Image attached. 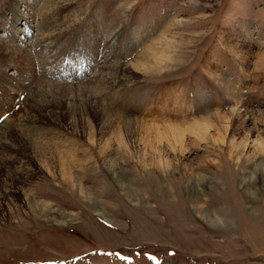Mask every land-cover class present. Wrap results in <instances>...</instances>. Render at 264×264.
Instances as JSON below:
<instances>
[{
    "label": "rangeland",
    "instance_id": "obj_1",
    "mask_svg": "<svg viewBox=\"0 0 264 264\" xmlns=\"http://www.w3.org/2000/svg\"><path fill=\"white\" fill-rule=\"evenodd\" d=\"M6 1L0 21L10 16ZM36 17L30 33L13 39L30 53L26 69L0 64V116L9 115L0 140V264H113L131 252L156 258L141 264H264V192L253 202L241 189L253 160L264 161V0H80L56 19L73 21L58 38L45 37ZM170 22L176 47L163 68L150 78L135 74L129 87L108 83L89 99L94 105L81 96L87 86L95 89L101 66L129 64ZM84 65L80 77L69 74ZM35 79L81 87L44 86L43 98L22 106L24 95L15 93ZM233 107L238 116L229 114ZM215 110L224 115L210 119L200 141L184 132L179 143L166 128L132 119L180 121ZM182 144L189 152L179 151ZM55 152L73 156L75 166L64 167ZM159 153L167 168L156 164ZM12 156L23 158L16 175ZM28 194L31 204L46 206L42 213L28 209ZM205 214L222 222L213 226Z\"/></svg>",
    "mask_w": 264,
    "mask_h": 264
},
{
    "label": "bare ground",
    "instance_id": "obj_2",
    "mask_svg": "<svg viewBox=\"0 0 264 264\" xmlns=\"http://www.w3.org/2000/svg\"><path fill=\"white\" fill-rule=\"evenodd\" d=\"M28 1L27 0H7L6 1L7 4H5L6 6H5L4 11H6L10 16L6 17L5 20L0 21V28L1 29H5V32H6V30L9 29V33L7 32L8 34H6L4 32L6 36H4V38H3V36L0 38V64L2 67H5L4 65L7 63H8V65L12 64L15 66V70H19L20 72H23L22 69L23 68L26 69V67L30 63V60H29L30 59V53L29 52L24 53V51H26V50H24L25 48L21 49L19 47H15V45L13 44L14 43L13 39H15V37L17 36V34H18L17 32L21 33L23 31L24 33H28V32L30 33L31 28L33 27V25L30 24L31 23L30 21H32L31 17L34 18L35 16H37L39 18L38 24L40 25V28L43 30H48L45 37L52 35L51 37L58 38V36L62 32V29H65L66 27L72 26L73 21L62 19L60 22H58V21H56V19L59 17H63V13H65L71 7L75 8L77 6V3L80 0H41V3H39L38 0H32L31 1L32 3L31 2L28 3ZM123 3L120 5H123ZM21 7H22V9H21ZM28 7H29V9H28ZM34 9L37 11L34 12L33 11ZM2 16H4V15H2ZM29 19H31V20L29 21ZM22 21H23V23H22ZM20 23H22L21 26L24 28V30H23V28H20V29L18 28L17 25H19ZM54 25H58V26L55 27L53 30L52 28L54 27ZM170 25H172V27H173V23L170 22L168 27L162 33H160L158 36L154 37L150 43H148L142 47V49L140 50V52L136 56V58L131 60V62L129 64L121 63V61H120L118 63L116 62L114 64L101 66L100 70L98 71L99 75H98V78H96L97 80L94 79L95 81H97L95 89H92V87L88 88V86H87L86 89L83 88L85 91H81V94H82L81 96L86 97L88 99L89 104L94 105V103L96 101L95 102H94V100L89 101V99H95L96 98L95 96H99V93H101V92L105 93L106 92L105 88L107 87V85L109 86L108 83L113 82L114 87L117 85H120V84H128V85L123 87V88H125V87H129L130 85H133L137 82L138 78H136L135 74H138L143 78H150V76H153L155 74V72H154L155 68H158V66H160V68H161L162 67L161 65L164 66L165 62H167L169 60V58L172 57L170 55H169L170 57H168L167 55L169 53H171V50L174 47H176V43L174 42V36H170L167 33L168 29L171 27ZM170 29H169V31H170ZM24 35H26V34H24ZM29 35H31V34H29ZM174 35H175V33H174ZM44 39L45 38H43V40ZM69 39H70V37L68 36L64 41L68 44V42H70ZM43 40H41V41L39 40L40 42H37V44L42 45ZM21 42H27V40L22 39ZM137 62H139V64H136ZM1 71H2V69H0V72ZM133 73H134V75H133ZM117 79H121V83H118ZM22 80L26 82V77L22 78ZM67 85H69V86H67ZM70 85L71 84H56L52 81L49 82V81H42V80L35 79L32 81V83H30V85L28 87H26L25 89L19 90L18 94H17V92L15 94L17 95V97H20L19 99H21V95H24L23 99H22V102H24L22 104V106H24V105H26L28 100H32L35 102V101L39 100L40 98H43V96H44L43 92L46 90L44 88V86L48 87L50 90L65 89L67 87L76 86V85H73V86H70ZM77 87H81V84H79V86H76V88ZM11 88L13 90L12 86H11ZM70 89H72V88H70ZM102 101H103V99H102ZM103 103H104V101H103ZM103 103H102V105L110 111V109H111L110 105L106 104V102H105V105ZM175 104H171V105H173V107H171V109L173 111H175L174 110V108L176 106ZM0 105H2V102H0ZM164 109H166L165 106H164ZM171 109L168 111H171ZM175 109L177 111V108H175ZM111 110H112V112L114 111L113 109H111ZM122 111H125V110H123V106H122ZM125 112H133V111L128 110ZM135 112H138V109ZM236 113H237V116L240 114L239 111L237 110V108H235V107L231 108V113H229V114L232 115V114H236ZM118 114H120L119 117H123L122 119H124V120H129L126 117L132 116L131 114H130V116L126 115L125 113H118ZM223 115H224V113H220L218 110H215L212 113L206 112V114L204 116L198 115L197 117H194L192 119H189L187 117L189 120L184 119V117H181L180 121H174L170 118H164V119L162 118L163 121L158 120V122H156L157 120L147 121L146 119L142 120V118L141 119L134 118L135 116L134 117L132 116L133 118L132 117L131 118L135 122H137L141 125L144 122L146 125H152L154 127L166 128L167 130L171 131L173 137L179 143H181L183 140L184 132L194 134L197 138H199V141L203 140L204 135H198V133H200V134L204 133L205 134L206 129H207V125H208L210 119L219 118ZM163 116H165V115H163ZM25 118H26L25 116H20L18 118V122L19 123L24 122ZM1 121H0V132L2 130L1 127L9 128L7 126L9 124V123L7 124V122H9V115L5 118V120H3L2 122ZM25 125H27L26 122L20 124V126H21L20 129L22 131H23V128L25 127ZM3 131L0 133V140L3 137H5ZM23 132H25V130ZM40 137H42V136L40 135ZM261 145H262V143H261ZM29 148H30L29 150L34 151L36 153H38V152L42 153V154L46 153L45 152L46 150L43 149L44 147L43 148L41 147L42 150H39L38 146H29ZM179 151L183 152V153H187V152H189V148L187 145L186 146L183 145V146H180ZM49 153H50V151H49ZM55 153H57V152H55ZM164 156H163V154L159 153L157 159H155L156 164L158 166H162L161 167L162 169L167 168V164H169V161ZM12 157L15 158V156H12ZM59 157L64 161V164H63L64 167L69 165V164H71V167L75 166L73 163H71L74 160V158H72L73 156L68 157L69 160L66 158H63L61 155H59ZM10 158H11V156H10ZM13 158H12V160H13ZM252 158L253 157L251 155H249L247 157V160L249 161ZM236 159H239V157L237 156ZM8 162H9V160H8ZM14 162L16 163V165L12 166V171L16 175L20 170L19 164L21 162H23V158L21 156L16 157L14 159ZM253 162H256V163L253 164L254 165L253 167H251L252 170H251V172H249V175L242 179L241 189L243 191L242 194L245 195L247 198L251 199L253 202L254 201L260 202V199L263 196V192H264V161L253 160ZM41 167L44 168L46 171L48 170L47 167L43 164V162L41 163ZM108 168H109L108 170L112 176V179L114 180V182L117 183L116 185L122 186L121 185L122 181L120 180L119 174L116 171V167L110 164L108 166ZM248 171H250V170H248ZM62 176H65V175H62ZM67 176H69L70 178H72V177L76 178L75 175L73 176L71 172H69ZM208 180L209 179H206V182H205V180H204V182L202 181L203 184H208V182H207ZM75 181H76V183H78V186H81V184L78 182L77 179H75ZM63 183L65 184L66 187L68 186L73 191L76 188L75 185L68 183L67 180L64 181ZM251 183H253V184H251ZM203 184H201V185L205 186ZM205 188L206 189L208 188V190L211 189L210 191H212V193L217 192V191L214 192V189H215L214 186L208 185V186H205ZM83 193H84L85 197L87 198V200H91V196H89V195L87 196L85 194V193H87V192H85V190H83ZM23 200L25 201L26 205H29L28 209H31V205H33V204H31L32 199L30 198L29 194L26 195V198H24ZM33 206H34V208H33L34 212H39V213H42L43 209L46 207L45 205H36V204ZM97 213L99 215H103V213L101 211H97ZM36 217L38 218L41 216H36ZM205 217L209 220L210 224L213 226L214 225L216 226L218 223L222 222V219H220L217 216H213L211 214H207V215L205 214ZM224 222H226V220H224Z\"/></svg>",
    "mask_w": 264,
    "mask_h": 264
}]
</instances>
